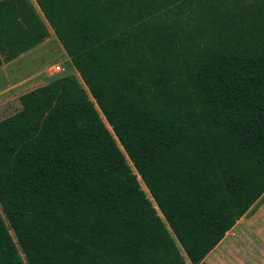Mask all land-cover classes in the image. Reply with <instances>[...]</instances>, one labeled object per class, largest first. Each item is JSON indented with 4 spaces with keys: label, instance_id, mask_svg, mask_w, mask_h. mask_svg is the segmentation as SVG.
Returning a JSON list of instances; mask_svg holds the SVG:
<instances>
[{
    "label": "trees",
    "instance_id": "obj_1",
    "mask_svg": "<svg viewBox=\"0 0 264 264\" xmlns=\"http://www.w3.org/2000/svg\"><path fill=\"white\" fill-rule=\"evenodd\" d=\"M35 1L84 86L0 120V264H207L264 191V0ZM46 36L0 0V65Z\"/></svg>",
    "mask_w": 264,
    "mask_h": 264
},
{
    "label": "crops",
    "instance_id": "obj_2",
    "mask_svg": "<svg viewBox=\"0 0 264 264\" xmlns=\"http://www.w3.org/2000/svg\"><path fill=\"white\" fill-rule=\"evenodd\" d=\"M28 2L34 8L47 29V36L39 44L49 41L50 44L62 51L72 65L69 57L54 34V31L44 18L36 1L28 0ZM37 45L25 50L8 61L2 62L0 65V81L4 82L0 83L3 85L7 81L8 84H5L4 88H2V86L1 91H9L12 86V81L27 77L30 73L35 71V69L31 67L32 63L29 55L32 52L31 50L36 48ZM9 65H14L15 72H19L20 74H15V72L8 73L6 68ZM72 68H74L73 65ZM50 80L51 79L48 78L40 85H44ZM26 91L18 94L16 98ZM11 93L8 95L11 96ZM7 100H9L7 95L4 96V98H0V104L7 102ZM203 260L207 264H264V191L258 196L248 210L236 220L232 228L225 233L223 238L206 254Z\"/></svg>",
    "mask_w": 264,
    "mask_h": 264
},
{
    "label": "rangeland",
    "instance_id": "obj_3",
    "mask_svg": "<svg viewBox=\"0 0 264 264\" xmlns=\"http://www.w3.org/2000/svg\"><path fill=\"white\" fill-rule=\"evenodd\" d=\"M52 46L53 45L50 44L49 41H46L44 43L37 45L36 48L31 50L32 52L30 53L29 57L32 63L31 67L35 69V71L30 73L27 76L28 78L24 77L22 79L12 81L11 82L12 86L9 91L6 90L1 91L2 90L1 87L3 86L2 88H4V85L8 84L7 81L3 85H1L2 83H0V98H4V96L6 95L9 98L7 102H3L0 104V120L2 118L9 116L10 114L14 113L19 109L20 104L16 98L18 94H20L23 91H26L27 89L42 84V82L46 81L48 78L53 80L55 78L64 75L71 74L74 75L79 80L81 85H83L76 69L72 68V65L67 60V58L62 53V51L57 49L55 46L53 47ZM55 64H60L63 67V71L54 72L53 67ZM6 70L8 73H14L16 71L14 65L7 66ZM17 73L20 74L19 72H15V74ZM0 82H4V81H0ZM10 93L12 94L11 96L8 95ZM141 186L143 189H145L142 183ZM146 193L149 196L147 191ZM185 260L187 264H190L186 257Z\"/></svg>",
    "mask_w": 264,
    "mask_h": 264
},
{
    "label": "built area",
    "instance_id": "obj_4",
    "mask_svg": "<svg viewBox=\"0 0 264 264\" xmlns=\"http://www.w3.org/2000/svg\"><path fill=\"white\" fill-rule=\"evenodd\" d=\"M54 72L63 71V67L60 64H55L53 67Z\"/></svg>",
    "mask_w": 264,
    "mask_h": 264
}]
</instances>
